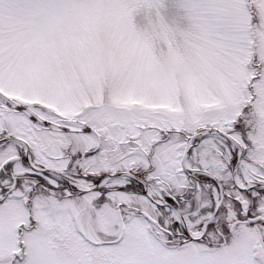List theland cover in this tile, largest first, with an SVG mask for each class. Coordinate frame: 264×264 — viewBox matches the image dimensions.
<instances>
[{"label": "snow or ice", "instance_id": "snow-or-ice-1", "mask_svg": "<svg viewBox=\"0 0 264 264\" xmlns=\"http://www.w3.org/2000/svg\"><path fill=\"white\" fill-rule=\"evenodd\" d=\"M0 264H264V0H0Z\"/></svg>", "mask_w": 264, "mask_h": 264}]
</instances>
